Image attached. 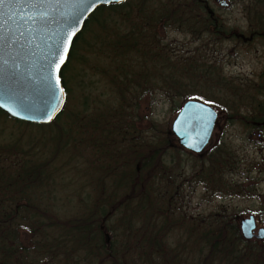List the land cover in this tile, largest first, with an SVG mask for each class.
Listing matches in <instances>:
<instances>
[{"label": "trees", "instance_id": "16d2710c", "mask_svg": "<svg viewBox=\"0 0 264 264\" xmlns=\"http://www.w3.org/2000/svg\"><path fill=\"white\" fill-rule=\"evenodd\" d=\"M125 4L98 6L74 38L68 59L78 55L74 44L82 43L91 18L99 17V27L110 29L116 36L121 25L112 21L120 20L119 12ZM110 41L111 54L107 53V58L118 62L100 71L116 93L115 108L94 98L91 112L86 111L84 102L80 111L67 108L71 78L66 75V61L60 73L65 93L61 112L47 124L12 119L17 125L64 132L66 138L54 142L49 137L44 149L38 135L26 133L21 128L24 126L14 129L15 142L25 135L27 147L21 150L22 164L17 168L0 163V264H264V244L242 239L236 233L233 216L225 211L209 213L203 218L204 224L186 217L181 210V185L185 180L175 182L179 178L175 169L180 173L182 164L177 153L184 148L168 131L167 124L150 120L146 129H140L136 123L142 122L141 114L130 116L127 112L141 94L156 87L171 100L172 110L178 111L179 102L190 98L216 108L215 129L222 123H233V79L221 76L218 66L202 63L198 46L188 55H170L167 45L159 40L155 52L149 47L138 49L136 42L122 49L117 38ZM144 57L155 62V68L145 66ZM132 91L139 94L135 103L126 98ZM80 117H84L82 122ZM73 126L87 134L77 143L85 142L93 152L89 164L98 173L89 178L95 196L89 191L75 204L69 195V205L57 207L49 201L57 189L50 185L53 176L48 165L56 153L76 148ZM147 129L156 144L151 139L139 140ZM15 142L11 147H2L0 155L11 157L7 153L18 150ZM36 144L40 149H32ZM184 150L193 157L194 171L184 176L187 184L203 185L206 198L233 195V180L228 178L233 173V149L227 143L219 140L204 153ZM44 151L51 156L36 160ZM176 228L184 229V237L171 244L169 234Z\"/></svg>", "mask_w": 264, "mask_h": 264}, {"label": "flooded vegetation", "instance_id": "af4514ba", "mask_svg": "<svg viewBox=\"0 0 264 264\" xmlns=\"http://www.w3.org/2000/svg\"><path fill=\"white\" fill-rule=\"evenodd\" d=\"M124 2L119 12L121 31L116 36L99 27V17L91 18L86 29L93 24L105 35L106 43L117 38L122 49L136 42L138 49L154 51L159 27L177 31L182 27L180 32L190 36V43L199 42L202 63L233 67L230 76L221 73L233 79V197L259 202L241 217L234 210L233 224L242 238L239 221L252 217L254 229L249 240L264 244V237H256L258 229L264 228V0Z\"/></svg>", "mask_w": 264, "mask_h": 264}, {"label": "rangeland", "instance_id": "374dc122", "mask_svg": "<svg viewBox=\"0 0 264 264\" xmlns=\"http://www.w3.org/2000/svg\"><path fill=\"white\" fill-rule=\"evenodd\" d=\"M115 21L116 23H119V20L117 19H114L112 22L114 23ZM157 31L159 40L162 43L168 44L167 49L169 50L170 55L191 54L193 53L194 48L199 44L198 41H192L190 43L189 35L177 31L172 27H159ZM104 36L105 35L99 29H95L93 24H89L88 28L83 33L82 43L76 42L74 44V48L76 49L74 53H78V55L67 59L69 69L66 71V75L69 79L71 78L68 83L69 86L67 85L71 90L66 101L67 108L69 107L75 111H80L83 107L82 102H84L87 107L86 111L91 112L92 98L104 101L105 104H108L111 108H115L114 106L117 104L116 93L110 89V85L108 84L106 78L103 77L100 70L103 66L109 69L111 66L115 65L118 60H108L107 53H111L110 46L107 43H110L111 41H107L106 43V41L103 40ZM112 37L115 38L114 35H112ZM85 43L94 44L87 46ZM130 55H132V53H130ZM142 61L145 66L149 67V69L155 68L156 63L152 62L150 58L144 57ZM121 62L124 63L122 56ZM218 69L220 74L222 73L226 76L233 74V67L222 65L218 66ZM138 95V91H132L129 95H126V98L129 99V103H135V97ZM182 101L179 102L180 105ZM171 108V100H169L166 95L162 94L156 87H153L150 92L141 94L137 98L134 108L130 107L127 112L130 116L133 113L141 114L142 122L136 123L137 128L141 129L142 127L143 129H146L149 121L153 120L157 121V123H162L163 125L167 124L165 126H167L168 131L170 132L171 120L177 112ZM83 119L84 117H80V122H82ZM18 126L24 125H17L12 118L7 117L0 112V149L4 146L11 147L13 145L16 140V135H13V133L16 132L14 129ZM21 128L26 130V133L29 132L31 134L38 135L40 138V144L44 149L47 146L46 141L49 137H52L54 142H58L66 138V134L64 132L58 133V131L51 130V128H47L45 126L38 127L35 125H26ZM73 129L72 134L76 143L79 142L78 139H84L86 137L87 134L85 132H80V128H75L73 126ZM152 136L153 133L147 129L143 134L141 133L138 138L139 140L151 139L152 142L156 144V142L153 141ZM219 140L227 143L233 149V123H222L218 128H215L208 145L203 149V153L207 149H211ZM26 142V136L23 135L22 138L15 142L18 150H12L7 153L8 155H11V157L7 155L8 157L4 158V155H0V163L2 166H6L7 164L10 165V168H17L20 166L23 158L21 150L27 147ZM85 146V142H81V144L77 143L75 149L67 148V151L64 153H56V156H54L53 160L48 165L53 176V180L50 181V185L54 184L57 189L55 192L53 191L54 198L49 197V201H53L57 207H61L64 204L69 205L70 199L67 198L69 195L75 204L78 198L89 193V191L91 192L92 197L95 196V191H92L91 189L92 180L89 178V176H95L96 172L92 170L93 167L89 164V162L93 160V152ZM32 149H40V147L36 144L33 145ZM51 150L54 151V143H52ZM170 152H173L174 155L176 154L174 151ZM2 153L4 154V152ZM50 156L51 154L48 151H44L43 154H40L36 160H41L47 157L49 158ZM177 158L180 160V163L182 162V164L180 166V173L177 167L175 169V172L178 173L177 176L179 177L175 179V182H178L180 179L181 181L185 180L181 185V192L184 195V201L181 202V210L186 217H189L191 220H201V223L204 224L205 220L203 218L207 217L209 213H217V210L225 211L226 214L231 216H233L234 210H236L239 217H241L246 215L247 208H250L253 205L257 207L259 204L258 201L252 203L243 197L236 199L230 194H215L206 198L203 185H194L190 183V181L187 184V180L184 179V176H187L194 171V169L191 170V164L193 163L192 155L189 157L187 151L180 149V153H177ZM187 158H189L188 161ZM87 167L89 168L88 170L85 169ZM2 176H5V174H2ZM228 178L233 180V173L229 175ZM107 184L108 180L106 179L104 186L106 189L108 188ZM262 206L264 208V203H262ZM64 212H67V210H64ZM20 235L24 237L25 233L21 232ZM183 237L184 229L176 228L169 234V241L171 244H174L176 241H181Z\"/></svg>", "mask_w": 264, "mask_h": 264}, {"label": "water", "instance_id": "95a60500", "mask_svg": "<svg viewBox=\"0 0 264 264\" xmlns=\"http://www.w3.org/2000/svg\"><path fill=\"white\" fill-rule=\"evenodd\" d=\"M124 1L0 0V111L23 122L50 123L65 103L60 73L74 38L98 6ZM217 114L207 103L186 99L171 120L170 132L184 149L201 153ZM253 229L252 217L240 219L243 239L249 240ZM104 236L107 241L108 234ZM256 237H264V228Z\"/></svg>", "mask_w": 264, "mask_h": 264}, {"label": "snow or ice", "instance_id": "6c2138e0", "mask_svg": "<svg viewBox=\"0 0 264 264\" xmlns=\"http://www.w3.org/2000/svg\"><path fill=\"white\" fill-rule=\"evenodd\" d=\"M65 53H67V49H65ZM60 63H63V59H61ZM57 69L59 70V65H57Z\"/></svg>", "mask_w": 264, "mask_h": 264}]
</instances>
